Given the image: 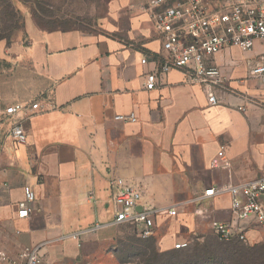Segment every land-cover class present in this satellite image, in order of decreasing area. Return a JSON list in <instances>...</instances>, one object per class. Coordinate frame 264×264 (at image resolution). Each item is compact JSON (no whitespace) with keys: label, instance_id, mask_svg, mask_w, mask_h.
<instances>
[{"label":"crops","instance_id":"0c3cea01","mask_svg":"<svg viewBox=\"0 0 264 264\" xmlns=\"http://www.w3.org/2000/svg\"><path fill=\"white\" fill-rule=\"evenodd\" d=\"M103 1L91 30H47L26 15L9 43L0 42L7 70L0 85L11 86L0 93V248L15 255L37 247L41 264H128L117 259L116 242L129 226L113 223L112 177L135 183L143 204L177 209L157 220L153 236L163 251L208 217L229 218L227 197L207 199V214H194L206 188L264 176V82L247 64L264 63V41L248 53L216 54L226 78L216 104L180 70L147 90L150 60L161 52L149 0ZM31 103L38 108L23 121L26 142L17 144L5 108ZM128 113L137 120L114 119ZM221 145L228 166L212 167ZM26 185L33 210L19 218Z\"/></svg>","mask_w":264,"mask_h":264},{"label":"built area","instance_id":"2783aa9c","mask_svg":"<svg viewBox=\"0 0 264 264\" xmlns=\"http://www.w3.org/2000/svg\"><path fill=\"white\" fill-rule=\"evenodd\" d=\"M154 29L161 39L159 56L150 60L152 68L145 74L144 87L157 88L162 75L170 70H180L191 84L202 87L209 104L220 101L226 78L214 61L216 54L236 47L244 53L251 52L256 40L264 41V0H149L145 7ZM146 56L141 64L148 62ZM250 65L252 76L264 82V63ZM38 108L37 103L8 106L5 112L12 117L9 134L17 144L27 140L23 121ZM114 119L135 122L134 113L117 114ZM212 167L228 166L225 146L221 145L211 160ZM114 209L113 223L132 227L140 238L153 236L159 217H175V207H156L141 203L142 192L138 186L122 177L109 180ZM228 198L229 218H209V227L220 241H238L250 245L257 241L255 231L264 232V176L232 183L222 181L217 187L206 188L198 198L194 210L197 217L207 214L201 203L209 198ZM35 194L24 186L23 199L18 203L17 216L26 218L33 210ZM187 240L174 244L184 248ZM0 264H41L37 247H24L15 255L0 248Z\"/></svg>","mask_w":264,"mask_h":264},{"label":"rangeland","instance_id":"374dc122","mask_svg":"<svg viewBox=\"0 0 264 264\" xmlns=\"http://www.w3.org/2000/svg\"><path fill=\"white\" fill-rule=\"evenodd\" d=\"M105 9L103 0H0V42L9 43L14 32L19 28L10 32V26H13L18 19L23 23L22 20L26 15L39 18L45 27H77L91 30L96 19L104 14ZM6 74L7 70L0 65V77H5ZM10 89V85L1 84V95L8 94ZM131 235H133L132 227H124L121 230L120 238L116 242L117 255L128 254L125 243ZM255 237L257 241L250 245H244L236 240L220 241L210 230L209 223L204 222L193 226L191 231L185 230L183 236L172 237L170 249H175L176 242L188 240L189 247L198 243L213 251L216 257H225L227 263L224 264H264V232L256 230ZM237 248L240 251L238 255L233 251ZM256 251L262 252L261 258H255ZM129 260L134 262L128 264H140L137 259Z\"/></svg>","mask_w":264,"mask_h":264},{"label":"trees","instance_id":"16d2710c","mask_svg":"<svg viewBox=\"0 0 264 264\" xmlns=\"http://www.w3.org/2000/svg\"><path fill=\"white\" fill-rule=\"evenodd\" d=\"M35 23L40 27L47 30H68L71 28H61V27H45L39 18L32 16ZM22 26L20 20H16L13 26H10L9 31L12 32L18 27ZM18 28V29H19ZM75 28V27H72ZM7 37V36H6ZM127 243V255H117V259L120 263H133L130 258L137 259L140 264H224L227 263L225 257H216L215 253L210 249L205 248L198 243L193 244L189 247V241L184 248H175L168 250H160L157 244V239L154 236L143 239L136 235L133 231V235L126 239ZM120 241V245H121ZM243 244V243H242ZM245 245V244H244ZM239 248L233 249L235 254H239ZM262 252L256 251L255 258H261Z\"/></svg>","mask_w":264,"mask_h":264}]
</instances>
